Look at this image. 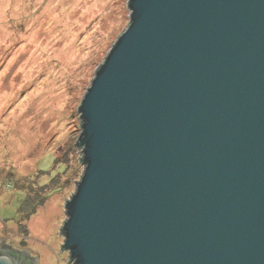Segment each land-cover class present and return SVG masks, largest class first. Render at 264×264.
<instances>
[{
    "label": "water",
    "instance_id": "obj_1",
    "mask_svg": "<svg viewBox=\"0 0 264 264\" xmlns=\"http://www.w3.org/2000/svg\"><path fill=\"white\" fill-rule=\"evenodd\" d=\"M77 105L69 264H264V0H127ZM0 264L36 257L1 242Z\"/></svg>",
    "mask_w": 264,
    "mask_h": 264
},
{
    "label": "rangeland",
    "instance_id": "obj_2",
    "mask_svg": "<svg viewBox=\"0 0 264 264\" xmlns=\"http://www.w3.org/2000/svg\"><path fill=\"white\" fill-rule=\"evenodd\" d=\"M128 21L127 0H0V243L36 264H69L77 105Z\"/></svg>",
    "mask_w": 264,
    "mask_h": 264
},
{
    "label": "flooded vegetation",
    "instance_id": "obj_3",
    "mask_svg": "<svg viewBox=\"0 0 264 264\" xmlns=\"http://www.w3.org/2000/svg\"><path fill=\"white\" fill-rule=\"evenodd\" d=\"M0 252H1V253H3V252H8V249H1ZM18 257L21 258L23 261L27 262V264L30 262V261H29V260H30L29 258L26 259V258L21 257L20 253L18 254ZM29 264H30V263H29Z\"/></svg>",
    "mask_w": 264,
    "mask_h": 264
},
{
    "label": "trees",
    "instance_id": "obj_4",
    "mask_svg": "<svg viewBox=\"0 0 264 264\" xmlns=\"http://www.w3.org/2000/svg\"><path fill=\"white\" fill-rule=\"evenodd\" d=\"M32 212H33V211H32ZM32 212H31V213H32ZM31 213H29V214H31ZM1 249H6V248H1V247H0V250H1ZM14 255L18 256V253L14 252ZM20 255H21V254H20ZM21 257H22V256H21ZM25 258L28 259V257H25ZM29 263L32 264V262H29ZM29 263H28V264H29Z\"/></svg>",
    "mask_w": 264,
    "mask_h": 264
}]
</instances>
